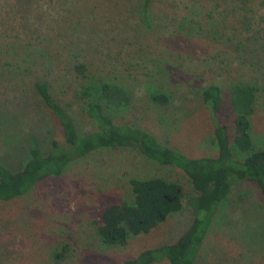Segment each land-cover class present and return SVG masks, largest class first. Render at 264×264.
I'll return each mask as SVG.
<instances>
[{
  "label": "rangeland",
  "instance_id": "obj_1",
  "mask_svg": "<svg viewBox=\"0 0 264 264\" xmlns=\"http://www.w3.org/2000/svg\"><path fill=\"white\" fill-rule=\"evenodd\" d=\"M142 2L0 0V115H13L17 133L22 128L40 140L62 143L59 123L33 86L47 81L55 100L87 130L75 98L81 81L71 70L76 55L93 63L100 79L129 90L128 106L113 115L190 157L217 152L202 89L220 86L218 115L231 138L236 113L230 88L249 84L254 88L250 133L264 147V0H151L149 23L141 19ZM147 86L167 92L169 101L153 103ZM9 156L16 168L20 156ZM150 176L177 180L191 190L178 168L132 148H108L72 161L62 174L20 197L0 201V264H111L175 240L191 220L186 206L123 246L98 238L95 221L103 206L130 199L129 180ZM193 264H264V207L256 183H234Z\"/></svg>",
  "mask_w": 264,
  "mask_h": 264
},
{
  "label": "trees",
  "instance_id": "obj_2",
  "mask_svg": "<svg viewBox=\"0 0 264 264\" xmlns=\"http://www.w3.org/2000/svg\"><path fill=\"white\" fill-rule=\"evenodd\" d=\"M239 1L244 4L246 0ZM150 2L143 0L140 8L145 23L150 19ZM72 57L75 60L71 70L81 80L75 98L89 128H78L76 118L55 100L47 81L34 82L37 94L61 127L63 142L51 137L40 140L38 135L22 128L17 133L19 125L15 129L13 115H0V147L4 150V157H0V201L24 195L43 179L62 174L72 161L100 149L132 148L150 161L178 168L186 176L190 191L181 182L163 176L131 178L130 199L106 203L95 224L102 244L123 246L130 237L149 233L186 206L191 213L186 228L171 242L145 248L133 257L111 264H152L163 260L170 264H193L216 211L228 203L232 187L239 180L258 185L264 207V147L254 142L249 128L248 113L254 96L251 85H231L230 100L236 113L231 138L218 115L223 102L220 86L209 84L202 89L217 152L190 157L160 143L149 131L113 115L128 106L129 90L119 82L100 79L93 63ZM146 89L153 103L169 101L167 92L148 86ZM11 153L20 156L16 168L7 161Z\"/></svg>",
  "mask_w": 264,
  "mask_h": 264
}]
</instances>
